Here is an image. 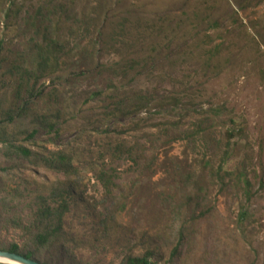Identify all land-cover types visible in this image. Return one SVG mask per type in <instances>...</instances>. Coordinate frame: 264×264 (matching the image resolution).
Returning <instances> with one entry per match:
<instances>
[{"label":"rangeland","instance_id":"1","mask_svg":"<svg viewBox=\"0 0 264 264\" xmlns=\"http://www.w3.org/2000/svg\"><path fill=\"white\" fill-rule=\"evenodd\" d=\"M16 1L11 29L0 22V249L18 245L42 264H123L147 250L155 251L152 264H264V0ZM37 14L64 54L54 75L27 81L23 70H32L43 42L32 28ZM115 64L125 75L111 70ZM135 94L151 99L150 112L111 116L112 102ZM174 100L189 113L168 157L204 158L208 181L225 150L219 124L232 118L242 133L224 170L242 174L243 183L206 189L209 210L172 259L174 239L156 200L171 188L159 171L167 169L134 186L143 162L113 157L112 149L133 146L135 157L160 166L171 135L165 124L178 120ZM19 146L31 156L16 153ZM57 152L73 158L76 175L46 167L42 159ZM101 169L112 173L109 191L96 180ZM67 187L74 202L64 218L65 252L36 251V198ZM122 201L124 210L111 216Z\"/></svg>","mask_w":264,"mask_h":264},{"label":"trees","instance_id":"2","mask_svg":"<svg viewBox=\"0 0 264 264\" xmlns=\"http://www.w3.org/2000/svg\"><path fill=\"white\" fill-rule=\"evenodd\" d=\"M16 0H3L0 4V16L1 23L3 24V31L7 32L13 26L14 21L18 16V6L16 5ZM39 17L33 18L32 28H34L35 35H42L43 42L41 44H36L38 47L37 57L33 60L32 70L24 69L23 73L27 76V81L36 78V81L40 78L48 77L54 75L60 67L61 55L64 54V48L59 43L57 39H54L44 32L41 31L42 20ZM1 52V43H0ZM114 68V69H113ZM0 70H1V60H0ZM111 70L115 73L118 71H123L125 75L126 71L124 66L115 64ZM22 73V72H20ZM22 73V74H23ZM37 75V76H36ZM122 75V74H121ZM97 94H95L96 96ZM124 103V99H119L112 102L114 109L111 116L121 115V117H130L132 115H138L143 112H150L152 109V101L143 95L135 94L132 98H128ZM173 113L175 112L178 120L171 123H166L164 133L171 132V135L166 137L162 141L163 156L164 159L161 165H156L155 159L143 160L142 156L135 157V150L133 146H124L122 143L117 144L112 149L113 157H121L125 155L127 159L132 160L135 164L143 162V167L139 175L140 179L134 181V186L142 185L144 179L148 175H152L157 172V167L160 168L159 171H163L168 175L169 182L172 181L171 188L168 192L166 190L159 191L156 194V200H160L157 213L160 215H165L166 225L165 229L174 239V248L172 250V259H174L181 247L186 245L190 241L192 235L190 231H193V226L201 219L204 218V214L209 209H206L207 204V194L206 189L209 186L216 185L221 189L234 186L238 188L242 182V174L235 175L233 172H228L224 170L225 164L229 160V151L231 148L232 140L241 135L242 131L234 125V120L232 118L224 117L223 121L220 122L221 130L223 131V136L226 138L224 144L225 150L220 158L217 167L209 168L210 177L206 181L204 177V170L207 169L209 161L204 162V158L199 161L188 162V158L184 160L174 159L172 161L168 157L167 147L172 143L177 141L181 135L179 132V121L188 116L189 109L184 105V108L180 111L176 110V107L180 105L179 101L174 100ZM224 111V110H223ZM214 112V111H213ZM221 111L216 110L215 113L221 114ZM203 118H204V112ZM45 123V121L43 120ZM200 123L195 124L196 131L200 130L202 125ZM3 142L0 139V143ZM15 152L21 154L24 157H30L31 152L26 148L13 147ZM126 148V149H125ZM42 161L50 170L55 172H61L66 176L76 175L78 171L73 166V158L64 152H57L52 154L49 158H43ZM171 167V172L168 168ZM200 168V172L195 171L196 167ZM112 173L108 174L104 169L99 170L96 175V180L102 184V186L109 191V187L112 184ZM150 177V176H149ZM245 191L248 198L251 195L250 183L245 178ZM72 192L70 189L64 188L62 191L54 190L50 193L49 197L38 196L35 202V212L32 217V225L36 228V232L32 236V241L35 245L36 251L47 250L50 247H56L57 253L65 252L64 247L61 243L64 237L63 225L64 218L70 212V207L73 204ZM125 208V203L122 201L111 212V216L123 211ZM110 216V214L108 215ZM246 215L242 212L239 213L238 221L243 222ZM29 230V228L27 229ZM60 245V246H59ZM3 251H9L12 253L20 254L28 259H33L34 253L31 251L22 252L18 245H11L8 249H2ZM155 256L154 250H147L142 256H133L128 254L123 260V264H152L150 262L151 258Z\"/></svg>","mask_w":264,"mask_h":264},{"label":"water","instance_id":"3","mask_svg":"<svg viewBox=\"0 0 264 264\" xmlns=\"http://www.w3.org/2000/svg\"><path fill=\"white\" fill-rule=\"evenodd\" d=\"M0 264H42L34 259H28L20 254L0 249Z\"/></svg>","mask_w":264,"mask_h":264}]
</instances>
